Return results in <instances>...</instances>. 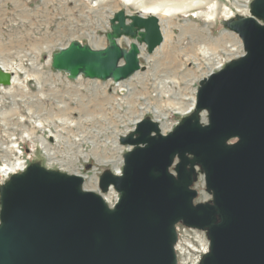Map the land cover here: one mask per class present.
<instances>
[{"label":"water","instance_id":"water-1","mask_svg":"<svg viewBox=\"0 0 264 264\" xmlns=\"http://www.w3.org/2000/svg\"><path fill=\"white\" fill-rule=\"evenodd\" d=\"M110 23L105 47L73 40L53 52V69L116 82L145 70L143 48L153 53L165 40L160 17L120 9ZM230 28L246 54L201 80L195 112L169 135L146 118L122 137L136 146L125 154L123 174L101 178L104 190L113 184L121 192L116 207L84 191L81 176L39 163L2 186L0 264H177L181 221L208 230L202 264H264V0H253L251 15ZM122 37L130 46L118 43ZM11 78L0 68V84ZM176 157L177 174L170 171ZM196 164L212 202L194 203Z\"/></svg>","mask_w":264,"mask_h":264},{"label":"rangeland","instance_id":"rangeland-1","mask_svg":"<svg viewBox=\"0 0 264 264\" xmlns=\"http://www.w3.org/2000/svg\"><path fill=\"white\" fill-rule=\"evenodd\" d=\"M141 1L146 5L165 1L182 8L184 4L186 10L161 20L165 40L153 53L143 50L145 70L114 83L69 79L53 69L51 56L77 39L95 47L106 45L114 13L141 8L124 6L120 0H0V63L16 76L14 85L0 86L1 166L24 159L27 168L39 163L70 175L97 173L99 182L91 183L103 189L100 178L105 172L123 173L119 168L127 147L120 143V135L130 134L142 118L160 120V125L167 124L166 131L161 126L163 135L171 134L195 112L192 102L201 80L243 56V40L230 22L250 15L253 0ZM199 117L203 125L209 123L207 110ZM179 161L176 157L171 172L177 174ZM196 167L198 176L191 188L199 193L194 203L212 202L205 173L199 164ZM11 178L12 173L0 177V214L1 188ZM85 188L96 190L90 184ZM114 199L109 203L117 196ZM180 230L181 262L200 264L208 252V233L183 224Z\"/></svg>","mask_w":264,"mask_h":264},{"label":"bare ground","instance_id":"bare-ground-1","mask_svg":"<svg viewBox=\"0 0 264 264\" xmlns=\"http://www.w3.org/2000/svg\"><path fill=\"white\" fill-rule=\"evenodd\" d=\"M120 1H122V3L124 4V6H133V7H137V8H141L140 9V12L142 13V14H144V15H156V16H158V17H160L161 18V20H163V18H168L169 16H171L172 15V13H175L177 10H178V12H184L186 9H185V7H184V4H183V8L180 6V5H175V6H169V5H167V3L165 2V1H162V2H160V1H158V2H156V3H154V4H151V5H146V4H144L143 3V1H141V0H120ZM178 6V7H177ZM204 7V6H203ZM200 8H202V7H200ZM213 13L214 12H211V13H209L208 15H209V17H210V19H213L212 17H213ZM159 49V48H158ZM3 67L4 68V70L5 71H7V72H10L11 74L13 73V72H11V70L9 71V70H7V65L6 64H4V63H0V67ZM223 66V65H222ZM13 80V84L12 85H14V83L16 82V76H14V79H12ZM1 86V85H0ZM193 103V107L195 106V104H196V99H194V102H192ZM192 107V108H193ZM190 109V108H189ZM192 111H193V109H192ZM159 112V111H158ZM158 112H156V113H158ZM188 112V111H187ZM190 112V111H189ZM162 126H163V131H166V128H167V124H162ZM167 134H165L164 133V135L163 136H166ZM234 142V141H233ZM230 144H232V143H230ZM22 160V159H21ZM110 161V160H109ZM112 161V160H111ZM17 162H18V164H20L21 166H23V163L21 162V161H18L17 160ZM17 162L16 163H14V166L12 165V163H7V164H5V165H3V166H1L0 165V177L1 178H3L4 179V176L8 173V171L9 170H13V169H15V166H18L17 165ZM200 165V164H199ZM201 166V165H200ZM201 169H203L202 168V166H201ZM119 170L122 172L123 170H122V167L120 166V168H119ZM204 171V170H203ZM70 175V174H69ZM72 175H77V174H72ZM78 175H80V173H78ZM92 184V186L93 187H95V182H92L91 183ZM111 190H113V188H111ZM114 191V190H113ZM115 200V199H114ZM187 226H190V225H187ZM190 227H195V226H190ZM209 246H210V238H209V243H208V246H207V251L209 250ZM178 248V247H177ZM208 253V252H207ZM201 255H203V254H201Z\"/></svg>","mask_w":264,"mask_h":264},{"label":"built area","instance_id":"built-area-1","mask_svg":"<svg viewBox=\"0 0 264 264\" xmlns=\"http://www.w3.org/2000/svg\"><path fill=\"white\" fill-rule=\"evenodd\" d=\"M114 200V199H113ZM118 201V197H117V200L115 201V202H117ZM114 204V203H113ZM181 249V248H180ZM182 253H183V251H182ZM182 256H183V254H182ZM184 257V256H183ZM180 264H183L182 262L180 263Z\"/></svg>","mask_w":264,"mask_h":264}]
</instances>
